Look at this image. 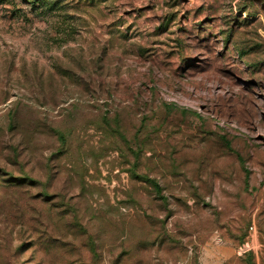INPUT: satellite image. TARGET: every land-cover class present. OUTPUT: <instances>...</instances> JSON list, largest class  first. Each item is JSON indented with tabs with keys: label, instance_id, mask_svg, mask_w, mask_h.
I'll use <instances>...</instances> for the list:
<instances>
[{
	"label": "rangeland",
	"instance_id": "rangeland-1",
	"mask_svg": "<svg viewBox=\"0 0 264 264\" xmlns=\"http://www.w3.org/2000/svg\"><path fill=\"white\" fill-rule=\"evenodd\" d=\"M250 263L264 0H0V264Z\"/></svg>",
	"mask_w": 264,
	"mask_h": 264
},
{
	"label": "trees",
	"instance_id": "trees-1",
	"mask_svg": "<svg viewBox=\"0 0 264 264\" xmlns=\"http://www.w3.org/2000/svg\"><path fill=\"white\" fill-rule=\"evenodd\" d=\"M26 1H28L31 5H33L36 8L47 7L48 9H54L58 3V0H30V1L26 0ZM227 40H229V39H227ZM56 132H57V134H59L60 139L63 141L65 139V135L61 132H58V131H56ZM27 175L28 174H25V177H20V179L25 180L26 177H28L30 179L32 178V177H29ZM144 178H146L147 181L152 182L153 186L155 187L156 192L162 191V188L157 181H155L154 179H149L148 177H144ZM49 245H51V244H49ZM250 264H254V263H250Z\"/></svg>",
	"mask_w": 264,
	"mask_h": 264
}]
</instances>
